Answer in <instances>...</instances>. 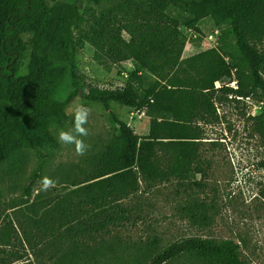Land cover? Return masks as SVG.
I'll use <instances>...</instances> for the list:
<instances>
[{"label":"rangeland","instance_id":"obj_1","mask_svg":"<svg viewBox=\"0 0 264 264\" xmlns=\"http://www.w3.org/2000/svg\"><path fill=\"white\" fill-rule=\"evenodd\" d=\"M120 2L47 0V9L35 4L33 9L45 20L64 4L78 9L82 20L73 28V40L77 82L82 89L122 90L130 84L140 95L146 90L156 91L164 82L150 75L132 76L140 67L134 59L111 60L96 45L83 41L94 17L106 16L111 10L124 22L125 10ZM165 14L178 23L184 40L182 59L215 48L231 67L229 76L219 81V87L214 83L212 89L200 95L214 109L213 114L199 110L201 119L192 124L200 133L201 173L187 180L169 179L151 185L139 179V190L120 202L131 211V218L122 226L83 238L76 244L61 241L50 225L43 227L38 219L47 207L73 189V182L83 181L105 147L118 135L110 113L126 122L137 135L143 134L144 123L150 121L143 110L109 102L107 111L76 97L65 109V122L58 123L49 116L29 119L25 134L33 144L14 142L0 157V264H148L171 244L191 237L233 240L240 246L241 259L246 264H264V168L260 166L264 161V137L254 120L264 109L263 98L258 91L239 97L225 90H236L240 80L245 92L250 89L228 24L216 26L205 18L188 28L184 24L187 14L182 8L169 5ZM174 23L170 25L172 30ZM164 25L169 30L166 18ZM127 26L131 33L136 31L134 23ZM120 35L126 42L133 36L126 28ZM22 40L17 72L21 77L27 74L33 35L23 34ZM254 46L264 54V42ZM187 75L193 79L200 76L195 72ZM262 76L264 79V70ZM82 102L97 107L86 125L89 136L85 140L91 148L78 156L73 146L58 143L57 137L61 129L72 128L73 107ZM159 155L164 169L168 157L161 152ZM45 176L57 181L56 187L38 191L39 181ZM202 202L208 208L206 212L194 208V203ZM167 264L204 263L191 255H182Z\"/></svg>","mask_w":264,"mask_h":264},{"label":"trees","instance_id":"obj_2","mask_svg":"<svg viewBox=\"0 0 264 264\" xmlns=\"http://www.w3.org/2000/svg\"><path fill=\"white\" fill-rule=\"evenodd\" d=\"M120 3L125 10L124 22L112 15L111 10L106 16L94 17L83 41L96 45L111 60L134 59L140 67L132 76L150 75L164 82L156 91L146 90L140 95L130 84L122 90L85 91L77 82L73 40V28L82 20L78 9L64 4L45 20L33 5L47 9V0H0V157L14 142L33 144L25 134L29 119L49 116L58 123L65 122V109L76 97L101 105L107 111L109 102H117L143 110L150 117L148 134L140 136L110 113L118 135L105 147L83 181L73 182V189L39 217L43 227L47 223L61 241L72 244L129 220L131 211L120 202L139 190V179L151 185L169 179L187 180L201 173L200 133L192 124L201 119L199 110L213 114L214 109L200 95L228 77L231 67L215 48L182 59L184 40L178 23L165 14L169 5L183 9L188 28L205 18L216 26L228 24L250 89L245 92L240 80L236 90H225L239 97L258 91L264 102V54L254 46L264 42V0H121ZM165 18L169 30L164 25ZM130 22L136 26L132 33L127 26ZM124 28L133 35L129 42L120 35ZM26 33L33 35V48L27 74L21 77L17 72L22 35ZM162 72L181 75L163 77ZM189 72L200 76L193 79L187 75ZM254 120L257 131L264 137V109ZM160 152L168 157L164 169ZM260 166L264 168V161ZM194 208L208 210L203 202L194 203ZM182 255H191L204 264H246L235 241L198 237L171 244L148 264H167Z\"/></svg>","mask_w":264,"mask_h":264},{"label":"clouds","instance_id":"obj_3","mask_svg":"<svg viewBox=\"0 0 264 264\" xmlns=\"http://www.w3.org/2000/svg\"><path fill=\"white\" fill-rule=\"evenodd\" d=\"M97 106L86 105L85 103L76 104L73 107V125L70 130L61 129L58 132V143L74 147V151L78 156L85 155L91 148V145L86 143L85 138L89 136V129L86 125L89 122V117ZM40 188L38 191H47L56 187L57 181L50 177H42L39 181Z\"/></svg>","mask_w":264,"mask_h":264},{"label":"crops","instance_id":"obj_4","mask_svg":"<svg viewBox=\"0 0 264 264\" xmlns=\"http://www.w3.org/2000/svg\"><path fill=\"white\" fill-rule=\"evenodd\" d=\"M142 113L144 114V112H142ZM142 113H141V114H142ZM142 116H143V115H142ZM145 119H147V118L145 117ZM131 128H132V127H131ZM148 132H149V124H148V121H146V123H144V131H143V134L140 135V136L147 135Z\"/></svg>","mask_w":264,"mask_h":264},{"label":"built area","instance_id":"obj_5","mask_svg":"<svg viewBox=\"0 0 264 264\" xmlns=\"http://www.w3.org/2000/svg\"><path fill=\"white\" fill-rule=\"evenodd\" d=\"M215 86L219 87V82H215Z\"/></svg>","mask_w":264,"mask_h":264}]
</instances>
